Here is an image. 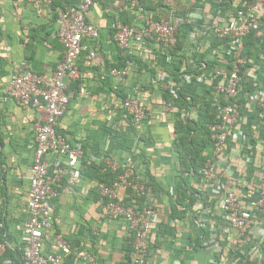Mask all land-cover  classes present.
Returning a JSON list of instances; mask_svg holds the SVG:
<instances>
[{
	"label": "crops",
	"instance_id": "1",
	"mask_svg": "<svg viewBox=\"0 0 264 264\" xmlns=\"http://www.w3.org/2000/svg\"><path fill=\"white\" fill-rule=\"evenodd\" d=\"M220 1L227 5L221 14L226 22L237 0H184L176 7L177 15L190 14L194 19L192 25L178 30V45L179 41L182 44L177 57L165 54L164 47L154 41L132 44L130 50L123 51L114 39L117 22L142 28L150 18L171 16L166 0H138V5L135 0H94L86 19L99 29V37L87 45L103 55L104 61L90 62L85 52L80 56V77L67 80L71 97L58 126V132L84 152L80 164L83 177L75 187H69L66 180L61 182L52 202L54 220L44 245L46 253L62 255L63 264H89L85 254L93 255L98 264H127L126 248L132 235L123 219L106 215L96 169L109 168L110 162L122 167L128 157L135 162L137 176L150 185L147 200L155 210L145 264H239L249 256L254 258L251 249L255 242H264V217L253 222L252 242L241 241L221 213L218 185L212 183L204 192L198 191L200 169L212 159L213 149L203 154L208 159L202 168L187 173L176 146L180 124L191 120L200 125L211 109L209 79L220 62L216 49L225 47L205 27ZM80 2L0 0V236L8 245L0 264H22L35 124L43 114L38 108L19 105L8 96L7 88L17 68L52 75L64 56L57 37L60 14ZM197 28H202L201 37L194 42L192 35ZM256 49V53H263L264 42L263 49L258 44ZM259 62L264 64V59ZM178 64L180 70H176ZM111 68H125L128 74L116 78L110 74ZM174 72L195 82L189 88L192 111L163 96L167 83L161 75L169 74L175 80ZM255 79L256 74L248 73L245 82L249 86ZM129 97L139 98L148 108L143 121L133 120L118 107ZM243 115V137L237 144L230 143L225 158L231 164L228 174L251 182L252 186L239 194L248 203L257 198L258 184L253 177L264 167V134L256 132L260 114L244 111ZM48 161L51 168L64 164L55 154ZM186 191L187 197L180 203ZM118 193L131 201L129 189H119ZM58 234L71 241V254L57 249ZM131 258V264H136L132 253Z\"/></svg>",
	"mask_w": 264,
	"mask_h": 264
},
{
	"label": "built area",
	"instance_id": "2",
	"mask_svg": "<svg viewBox=\"0 0 264 264\" xmlns=\"http://www.w3.org/2000/svg\"><path fill=\"white\" fill-rule=\"evenodd\" d=\"M40 2L41 0H27ZM51 3V0H46ZM184 0H166L172 9L171 16L154 17L146 21L142 28H134L129 24L117 22L114 26V39L120 50H130L132 44L150 40L171 48L177 46V33L181 26L192 25L194 19L190 14L178 16L176 7ZM137 5L138 0H135ZM231 3V2H230ZM94 4V0H81L75 6L62 11L59 18L57 37L63 45L64 56L51 76H43L29 70L17 68L13 71L7 94L19 105L35 107L43 114L35 124L36 148L33 165L29 176V193L27 209L29 219L26 223V239L23 247L22 264H63L64 259L59 253L44 251L45 239L53 225L52 202L58 194L63 180L69 187H75L82 179L80 168L84 157L82 149L74 146L63 134L58 132L60 120L64 117L70 102L67 80L80 77L79 58L85 52L87 60L100 63L103 55L95 49H90L87 42L99 37V29L88 23L86 14ZM233 5V3H231ZM211 22L205 27L211 32L215 41L225 50L216 49L217 62L213 69L210 84V107L214 121L208 125L213 142V157L200 169L202 181L198 191L204 192L212 183L221 190L220 209L228 224L237 231L241 241H251L250 233L254 220L264 217V167L261 166L256 177L257 198L244 202L239 194L249 187L251 182L246 178L234 177L227 173L231 164L225 156L230 143H238L243 137L240 125L244 111L260 114L261 121L256 132L264 134V52L257 56L247 57L246 39L256 33L260 39L258 45L263 49L264 42V0H237L231 13V18L224 22L221 14L227 5L219 2ZM202 28H197L192 40L198 42ZM225 51V52H224ZM258 51V50H256ZM215 52V51H214ZM257 57L260 59L257 60ZM223 62V63H222ZM226 63V64H225ZM256 74L253 84H246L247 74ZM110 74L116 78H124L127 69L111 68ZM182 80L176 81L169 74L161 75L167 83V88L173 93L183 87H190L195 83L193 78L182 75ZM200 82L204 78L198 77ZM165 109L167 105L164 104ZM136 121H143L148 108L137 97L125 99L119 106ZM55 154L64 159L63 166L51 168L48 157ZM109 168L117 175L113 184L98 183L101 198L105 200V212L111 219L121 218L134 241V261L145 264L152 240L153 219L155 210L147 198L151 193L150 187L142 181L136 173L135 162L132 157L126 159L120 167L118 163L110 162ZM129 189L131 197L144 199L142 205L127 202L118 193L119 189ZM204 222V216L200 215ZM56 247L64 255L72 252L71 241L62 234L55 237ZM260 242H255L251 255L260 254ZM8 245L0 236V258L7 252ZM261 257V255H260ZM89 264H98L93 255L85 254Z\"/></svg>",
	"mask_w": 264,
	"mask_h": 264
},
{
	"label": "trees",
	"instance_id": "3",
	"mask_svg": "<svg viewBox=\"0 0 264 264\" xmlns=\"http://www.w3.org/2000/svg\"><path fill=\"white\" fill-rule=\"evenodd\" d=\"M178 16H181L178 14ZM185 16V15H182ZM260 42V39L257 38L256 33L251 34L247 39H246V45H247V50H246V55L247 57H256V48L257 44ZM181 41H177V46L175 48L168 47L166 45H161L165 52V54H171L175 55L178 57V53L180 52V47H181ZM264 52V50H263ZM180 65H176V70H180ZM173 76L175 77L176 81H181L182 75L178 74L177 72L173 73ZM188 86H183L181 87L178 91L177 94H173L169 88L165 89L163 92V96L165 99H167L169 102L173 103L176 106H179L180 108H186L187 110L192 111L194 104L188 99L191 97V93L189 92ZM191 94V95H190ZM194 99V98H193ZM208 114L204 116L203 122L199 125L197 122H191L189 121H184L183 123L180 124L179 126V137L176 141V146L177 149H179L180 156L182 158V166L183 172H197L198 169L202 168L206 162H207V157L204 156L203 154L206 151H210L213 149V142L211 138V132L209 130L208 125L214 121V116L211 114V109L209 110ZM129 117L133 119L132 116L128 114ZM134 120V119H133ZM103 173L101 174V172ZM82 171V169H81ZM97 173V178L99 179L100 182L106 183L108 185L113 184V182L116 180L117 175L114 173L111 169L109 168H97L96 169ZM83 175V171H82ZM148 185V184H147ZM187 185V183H186ZM150 187V185H148ZM185 193V192H184ZM182 199L179 200L180 203L184 202V199L187 197V191L185 194H182ZM133 200H137L140 202V205L143 204L144 199H138L136 197H132L131 201L127 200V202H133ZM194 199H192L193 201ZM263 218V217H261ZM133 237L130 238L129 241V246H127V264H131L132 258H131V253L134 254V247H133ZM259 250L260 254L254 255V258L252 257H247L239 264H264V242L259 245ZM261 255V257H260Z\"/></svg>",
	"mask_w": 264,
	"mask_h": 264
}]
</instances>
